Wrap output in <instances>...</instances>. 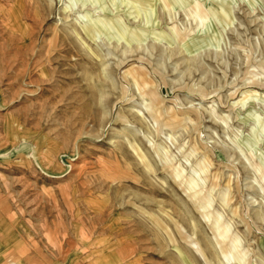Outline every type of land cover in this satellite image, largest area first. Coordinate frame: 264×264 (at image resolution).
<instances>
[{"label": "rangeland", "instance_id": "rangeland-1", "mask_svg": "<svg viewBox=\"0 0 264 264\" xmlns=\"http://www.w3.org/2000/svg\"><path fill=\"white\" fill-rule=\"evenodd\" d=\"M161 1L0 0V232L38 264H264V0Z\"/></svg>", "mask_w": 264, "mask_h": 264}, {"label": "crops", "instance_id": "crops-1", "mask_svg": "<svg viewBox=\"0 0 264 264\" xmlns=\"http://www.w3.org/2000/svg\"><path fill=\"white\" fill-rule=\"evenodd\" d=\"M32 249L26 247L24 248V243L18 239H11L8 234L0 232V264H38L40 259L44 258L46 255L39 248L36 242H32ZM59 249L52 250L50 253L52 262L55 260H63L65 264L69 262L70 264H76L75 260L72 262L73 257L64 256ZM72 260H71V259ZM52 263V264H53ZM104 264H119L117 259L110 260V262Z\"/></svg>", "mask_w": 264, "mask_h": 264}, {"label": "bare ground", "instance_id": "bare-ground-1", "mask_svg": "<svg viewBox=\"0 0 264 264\" xmlns=\"http://www.w3.org/2000/svg\"><path fill=\"white\" fill-rule=\"evenodd\" d=\"M163 1V3H164V0H162ZM161 1V2H162ZM164 5H165V3H164ZM165 9V8H164ZM66 10H67V8L66 9H64L63 10V12L65 13V14H63V18L64 19H67L68 17H69V15H67L66 14ZM108 16H89L86 20H84V21H82V22H79V23H77V22H73V24L72 25H67L66 23H64V24H66L65 25V27H67V29H68V31H65V32H67V38L68 39H70V37H71V35H73V36H75L77 39H81V37H82V35L84 36V37H86V38H88V39H90V40H93L94 39V35H95V33L96 32H99V31H101L103 28H104V26H106V24L107 23H109V24H111V23H113V22H115V21H117V19L116 20H113V18H107ZM59 19L61 20L62 19V17H61V14H60V16H59ZM115 19V18H114ZM77 21V20H76ZM63 22V21H62ZM76 24L78 25V26H76ZM137 37V35L135 34V32L134 33H131V35H130V39L127 41V42H130V41H132V40H134L135 38ZM83 39V38H82ZM85 45V44H84ZM88 48V47H87ZM90 50V49H89ZM94 50V49H93ZM97 56L98 57H100L101 58V60L103 61V55H102V53H101V50L100 49H98V51H97ZM94 55V54H93ZM106 64V63H105ZM105 66V65H104ZM104 66H102V67H104ZM106 70V69H105ZM107 79V78H106ZM105 79V80H106ZM113 83V82H112ZM97 87V86H96ZM103 98V97H102ZM124 130V129H123ZM122 131V130H121ZM141 160H143V157H141ZM174 223H175V225L176 226H178V221H174V220H172ZM205 245H206V249H204L203 250V248L201 249V251L204 253V255L206 256V254H205V252H206V250L211 254V255H213L214 256V254L216 253L215 251H214V248H213V246H212V244L210 243V241H208V240H205ZM217 251V250H216ZM98 261V260H97Z\"/></svg>", "mask_w": 264, "mask_h": 264}]
</instances>
